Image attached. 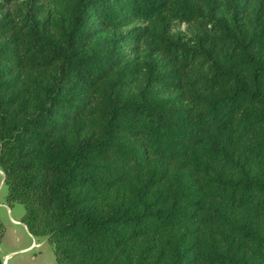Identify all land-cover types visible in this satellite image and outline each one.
<instances>
[{
    "label": "trees",
    "instance_id": "1",
    "mask_svg": "<svg viewBox=\"0 0 264 264\" xmlns=\"http://www.w3.org/2000/svg\"><path fill=\"white\" fill-rule=\"evenodd\" d=\"M0 173L58 264H264V0H0Z\"/></svg>",
    "mask_w": 264,
    "mask_h": 264
},
{
    "label": "rangeland",
    "instance_id": "2",
    "mask_svg": "<svg viewBox=\"0 0 264 264\" xmlns=\"http://www.w3.org/2000/svg\"><path fill=\"white\" fill-rule=\"evenodd\" d=\"M5 193V187L1 183L0 173V196ZM6 207H0V214L6 226H9V236L12 237L10 246L2 247V253L9 248L16 249L14 254L7 260V264H14L15 260L23 261L24 264H57L49 242L44 236L33 238L37 242L36 246H30L27 249L19 250L22 244L28 243L31 239L27 235L25 228L21 223L17 222L19 215L23 211V206L20 202H14L10 206V210L5 212ZM16 221V222H15ZM10 238V237H9ZM12 245V246H11Z\"/></svg>",
    "mask_w": 264,
    "mask_h": 264
},
{
    "label": "crops",
    "instance_id": "3",
    "mask_svg": "<svg viewBox=\"0 0 264 264\" xmlns=\"http://www.w3.org/2000/svg\"><path fill=\"white\" fill-rule=\"evenodd\" d=\"M1 183H2V178H1ZM2 185H3V183H2ZM4 196H5V193L2 195V196H0V207H6L5 208V212L6 211H8V210H10V206H11V204H13V203H11V204H7L6 203V201H5V199H4ZM0 219H1V221H2V223H3V226H4V230H3V233H2V236H1V238H0V250H2V247H5V246H10V241L12 240V237L11 236H9V226L7 225L6 226V224L4 223V221H3V219H2V216H1V214H0ZM18 221L17 222H19V223H21L22 224V226L25 228V230H26V233H27V235L30 237V241L28 242V243H25V244H22L21 245V247L19 248V250H23V249H27V248H29L30 246H36L37 245V242L36 241H34L33 240V238H38V237H41V235H34V234H31L27 229H26V226L19 220V219H17ZM16 222V221H15ZM10 237V238H9ZM12 246V245H11ZM16 251V249H13V248H9V249H6L3 253H2V255H1V257H0V259H1V263L2 264H7V260H8V258H10V256H12L13 254H14V252ZM14 264H24L25 262H23V261H19V260H15L14 262H13ZM57 263V262H56ZM58 264V263H57Z\"/></svg>",
    "mask_w": 264,
    "mask_h": 264
}]
</instances>
